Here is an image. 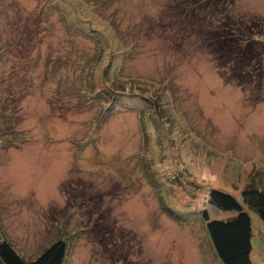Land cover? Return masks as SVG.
<instances>
[{"label":"rangeland","instance_id":"1","mask_svg":"<svg viewBox=\"0 0 264 264\" xmlns=\"http://www.w3.org/2000/svg\"><path fill=\"white\" fill-rule=\"evenodd\" d=\"M174 1L57 0L79 17L64 23L47 0H0V233L24 261L64 241L63 264H221L201 214L235 213L209 194L264 191V86L238 85L194 42L178 49L162 22ZM231 13L264 29V0ZM80 21L101 39L65 25ZM113 54L126 99L103 116L91 97L106 83L88 74Z\"/></svg>","mask_w":264,"mask_h":264},{"label":"trees","instance_id":"2","mask_svg":"<svg viewBox=\"0 0 264 264\" xmlns=\"http://www.w3.org/2000/svg\"><path fill=\"white\" fill-rule=\"evenodd\" d=\"M47 2L53 12L59 13L64 23H66L64 17L79 18L74 11L67 13L69 10H65V7L62 9L57 0ZM235 2L236 0H175L166 6L169 7V11L167 15L164 14L162 22H166L171 29L174 28L175 40H179L176 41L178 49L181 50L185 42L188 44L194 42L193 46L202 53H208L216 69L227 74L232 81L240 86L256 87L258 83L260 85L258 87L262 89L264 83H260V80L264 78V29L232 16L231 11ZM65 25L85 39L93 41L101 39L98 32L94 35L92 32L95 31L83 30L82 21L75 27ZM37 34V32L23 34L17 41V46H21L25 41L36 43ZM96 54L101 56L105 52L98 49ZM113 56L114 54L101 71L96 64L89 69L88 74V81L92 87L96 72H99L100 81L106 83L102 90L91 97L107 105L102 111L103 116L108 115L118 103L126 99L122 96L126 91L125 83L115 74L116 59ZM148 101L143 99L145 105L150 102ZM148 106L152 108L150 104ZM142 111L139 110L138 113ZM254 186L249 184L242 190L240 201L218 190H212L209 194L208 201L213 208L235 213V216L225 221L211 219L206 211L201 214L215 256L221 264H253L254 234L249 213L255 214L264 226V191ZM65 255V242L58 241L35 260L26 262L9 243L2 240L0 233V264H63Z\"/></svg>","mask_w":264,"mask_h":264}]
</instances>
